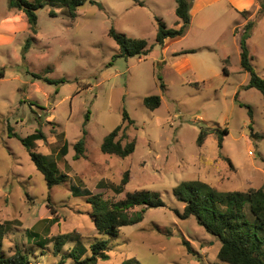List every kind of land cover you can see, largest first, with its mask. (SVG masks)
<instances>
[{
  "label": "rangeland",
  "instance_id": "rangeland-1",
  "mask_svg": "<svg viewBox=\"0 0 264 264\" xmlns=\"http://www.w3.org/2000/svg\"><path fill=\"white\" fill-rule=\"evenodd\" d=\"M40 1L33 33L26 15L0 0V222L10 223L4 250L21 247L30 264H73L71 248L106 239L97 234L83 189L112 201L147 189L159 192L164 205L147 208L140 222L107 236V258L96 264L216 261L220 241L194 216L178 215L184 204L172 188L183 180L223 191L264 185V96L242 87L249 73L240 65V37L252 18L246 43L254 71L264 77V0H233L238 6L191 0L185 34L163 45L155 41L157 18L178 27L175 0H94L80 6L74 19L62 0ZM110 29L146 39L149 52L119 56ZM190 49L195 51L185 52ZM154 94L161 103L150 109L143 98ZM118 125L128 134L123 143L135 141L125 157L100 149ZM202 128L212 133L198 145ZM37 129L45 139L36 140L33 150L56 160L67 176L52 188L14 135ZM223 129L219 146L214 132ZM83 134L85 156L74 159L73 144ZM63 141L68 151L59 158ZM126 170L128 183L116 193ZM72 186L80 191L73 193ZM63 234L67 240L55 251L54 238ZM40 239L47 242L43 247Z\"/></svg>",
  "mask_w": 264,
  "mask_h": 264
},
{
  "label": "trees",
  "instance_id": "trees-1",
  "mask_svg": "<svg viewBox=\"0 0 264 264\" xmlns=\"http://www.w3.org/2000/svg\"><path fill=\"white\" fill-rule=\"evenodd\" d=\"M85 2H95L94 0H62L65 13L74 19L77 9ZM176 24L178 27H168L161 18L158 20V28L155 41L163 45L168 38L183 36L191 21V0H175ZM9 8L21 10L27 18L29 28L33 33H37V9L44 3L40 0H8ZM245 12V11H244ZM244 12L243 15H244ZM51 14H54L51 11ZM253 25V19L249 18L244 23V32L240 37V65L241 70L249 73V80L242 85L243 88L255 87L264 96V77L257 74L252 66L246 39ZM234 32L236 30L234 29ZM109 36L113 38L119 48V56L146 55L150 47L144 38H130L122 33L110 29ZM28 46V41H27ZM194 49L185 52H194ZM227 62V58L224 59ZM223 72L228 73L227 67H223ZM0 75L3 72L0 71ZM198 86V82H192ZM161 87L165 85L161 82ZM143 103L150 109L157 108L161 103L159 95H148L143 98ZM248 112L252 115V108L248 106ZM123 119L129 120L127 112L123 111ZM85 134V130H83ZM121 132L119 137L118 134ZM209 129H200L196 143L202 145L206 137L211 134ZM226 129L214 132L219 146L222 145L223 135ZM14 134V133H13ZM84 134L74 144L73 158L78 159L85 156ZM21 143L26 147L30 158L34 162L46 181L48 188L64 181L66 174L59 171L56 160L33 150L35 141L45 139V134L41 129H37L26 137L16 134ZM128 134L121 125L110 131L101 143L100 149L103 153L114 154L125 157L131 154L135 148V141L122 142ZM68 144L63 141L58 150V157L62 158L67 154ZM128 170H126L120 182L114 187L116 193L124 191L128 183ZM73 193H78L79 188L72 186ZM87 200L91 203V217L97 234L105 236L106 239L92 243L89 248L84 244H77L68 251L67 256L72 257L73 264H96L101 258H107L108 238L114 236L122 226L132 225L143 219V214L149 207H160L164 201L157 191L139 189L127 191L125 196L118 200L103 199L100 193L91 194L88 189H83ZM174 197L181 201L184 206L182 212H177L181 218L194 216L197 222L203 226L207 232L216 236L220 241V247L216 254V261L211 264H264V185L258 188L242 190H218L207 182L201 180H183L172 188ZM139 207L135 212L129 211ZM10 229L9 222H0V264H30L27 253L19 246H14L8 254L4 250L3 240L5 234ZM67 234L54 238V250L60 251ZM45 239H40L38 244L42 247L46 244ZM89 251V253H87Z\"/></svg>",
  "mask_w": 264,
  "mask_h": 264
},
{
  "label": "crops",
  "instance_id": "crops-1",
  "mask_svg": "<svg viewBox=\"0 0 264 264\" xmlns=\"http://www.w3.org/2000/svg\"><path fill=\"white\" fill-rule=\"evenodd\" d=\"M229 1L232 3V5L235 4L233 0H229ZM240 4H242V2H241ZM235 6H238V3H236ZM242 7H243V6H242ZM242 7H241V8H242ZM246 7H248V6H246ZM244 11H248V10H247L246 8H244Z\"/></svg>",
  "mask_w": 264,
  "mask_h": 264
}]
</instances>
